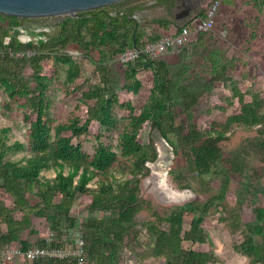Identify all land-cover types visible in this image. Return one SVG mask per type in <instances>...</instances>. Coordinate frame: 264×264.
Instances as JSON below:
<instances>
[{"label":"rangeland","instance_id":"374dc122","mask_svg":"<svg viewBox=\"0 0 264 264\" xmlns=\"http://www.w3.org/2000/svg\"><path fill=\"white\" fill-rule=\"evenodd\" d=\"M211 1L213 0H202V4L197 6L198 10L193 11V19H197L198 15L204 17ZM219 1L220 5L210 30L201 35L192 32L189 40L180 49H168L154 57L167 64L170 79L175 83L176 99L172 113L176 130L169 134V138L177 144L178 154H173L166 179L174 189L188 192L189 199L179 202L167 200L153 189V181L150 179L152 172L149 168V164L153 162H147L141 173L134 170L136 148L140 145L146 151L149 150V140H152L154 129L150 128L151 118H146V122L137 127L133 116L140 118L144 112L150 111L154 96L153 77L149 70H139L135 80L140 83V88L136 91L125 90L124 85L130 84L124 77L129 63L123 64L118 61V57H111L112 49L109 46L99 47L98 52L86 49L87 53L70 46L62 51L55 48L47 60L41 61L42 71L37 80L41 83V97L44 102L41 123L49 129L48 142L51 147H56L59 139L63 138L68 140L69 146L84 156H92L100 149L112 152L114 159L106 171L109 182L107 184L114 188L116 182L139 180L140 197L157 210L181 205L187 200L203 201L219 190L220 179L210 175L202 179L196 176L191 169L187 146L181 138L193 127L204 134H223L225 138L219 143V147L227 172L232 171L228 162L235 154L242 158L241 165L246 166L244 173L237 171L229 174L225 182V201L203 219L201 228L206 235V243L183 241L182 246L196 251H209L218 258L215 264H252L250 259L238 252L236 246L242 243L243 237L240 229H236L233 220L228 216L234 211L243 228L245 224L253 222L252 209L256 204H264L259 200L262 195H253V191L259 192L263 189L261 184H264V148L259 145L264 141V122L252 125L239 122L243 117L252 114L260 116L264 110V107L250 103L254 94L264 98V6L260 0ZM130 3L142 5L133 15L139 25L141 44L148 39L166 36L174 31V25L187 21H175L163 9L164 6L155 4L154 0L123 1L115 4L114 9H125ZM66 16L68 15L29 18L25 21V26L18 28L20 31L17 39L22 43L32 41L36 38L34 31L40 30L50 35L57 30V25ZM160 18L170 23L167 30L155 24V20ZM40 26L46 28L41 29ZM81 35L84 42L89 39V32L84 27ZM8 41L9 37L3 40L4 44ZM63 54L71 55L72 64L74 62L78 66L76 75L71 61L64 62ZM7 68L12 73V82H0V152L4 162L19 168L25 167L31 157L30 126L37 119V115L30 112L28 95L18 86L25 83L30 90H35L37 81L33 78L34 73L29 64L11 62ZM104 79L107 82L106 89L112 90L115 95L106 106L103 121H92L86 129H82L80 126L85 121L87 106L92 105L94 100L90 94L94 88L102 86L100 82ZM185 87L189 93L199 92L197 103L188 112L183 108V101L187 99L186 92L179 89ZM234 88L244 95L242 103H238L234 96ZM152 145L155 148L153 140ZM48 153L51 155L52 151ZM252 175L261 181L258 180L259 183L256 184ZM39 177L52 180L55 177L53 166L44 167ZM104 178L101 175L95 176L86 186L87 191L90 193L91 190H97ZM186 186L189 188H185ZM89 200V194L76 195L70 213L76 218L77 225L73 229L61 231L60 241L64 245L58 250L67 257L77 256L75 239L82 234L87 219L101 216V213L91 214L88 211ZM0 201L11 207L10 200L1 191ZM222 208L224 211H221ZM12 216L15 220H20L21 214L15 211ZM150 219L144 211L136 216V227L139 230L137 241L124 245L119 253L118 264H165L162 258L141 257L144 251L151 250L153 243V238L144 227V222ZM31 222L36 233L21 230L19 241H26L30 248L38 246L40 238H46L49 242L53 239L54 235L46 227L43 218L33 216ZM188 228V221H185L183 229ZM0 231H6L1 217ZM254 238L259 241V237ZM19 241L0 247V264H32L19 256L12 263L4 261L2 251L21 248Z\"/></svg>","mask_w":264,"mask_h":264},{"label":"trees","instance_id":"16d2710c","mask_svg":"<svg viewBox=\"0 0 264 264\" xmlns=\"http://www.w3.org/2000/svg\"><path fill=\"white\" fill-rule=\"evenodd\" d=\"M125 1L129 2V0ZM260 3L264 6V0H260ZM156 4L164 5L166 10H169L174 6V0H157ZM114 7H116L115 4L81 12L76 17L66 16L64 21L57 25V30L50 35L43 30L38 32L33 30L36 38L27 43L20 42L17 35L20 31L18 28L25 26L24 23L29 18L0 15V52H2L0 82L11 84L12 73L7 68L11 62L29 64L34 73L33 78L37 81L42 71L41 61L47 60L55 48L62 51L70 46L77 50H85L87 53L86 49L98 52L99 47L109 46L112 49L111 57L114 58L128 48L140 49L145 43L158 39L157 37L148 39L143 44L140 42L139 25L133 15L142 7L141 4L130 3L125 9H114ZM202 17L203 15H198L197 19ZM197 19L174 25L173 33L177 34L183 27L191 26L190 24ZM155 24L164 30H167L170 25L161 18L155 20ZM43 27L46 28V26H40L41 29H44ZM83 27L89 32V39L86 42L81 35ZM5 37H9L7 44L3 42ZM44 51L48 52L44 53ZM63 58L64 62L71 61L76 75L79 70L74 62L72 64L71 55L63 54ZM139 70L151 72L154 96L150 111L144 112L140 118L133 116L134 121L137 122V127H140L146 122V118H151L150 128L158 129L161 136L172 147L174 156H177L178 146L169 138V134L176 130L172 113L176 95L174 94L175 83L170 79L168 66L164 61L141 55L134 63L127 64L124 77L130 84L124 85L125 90L136 91L140 88V83L135 80ZM106 83L105 79L102 80L100 82L102 86H97L90 94L94 100L92 105L87 106L85 121L80 126L82 129H86L92 121H103L106 106L115 95L112 90L106 89ZM18 87L24 91L25 95H28L30 112L36 114L37 119L30 126L32 154L25 167L17 168L9 165L3 161L0 152V191L11 203V207H8L0 201V217L6 226L4 233L0 231V247L19 241L21 230L36 233L31 222L34 216L43 218L46 227L54 235L50 242L46 238H40L38 246L63 248L64 242L60 241L61 231L73 229L77 225L76 218L70 213L73 201L77 194H89L88 211L91 214L101 213V216L89 218L83 225L81 236L84 241V264H118L119 253L124 245L127 242L137 241L139 230L136 227V216L143 211L151 218L144 222V227L153 238V243L151 250L143 252L142 258H162L165 264H215L218 262V258L209 251L184 248L182 242L206 243V235L201 228L203 219L211 213L212 209H216L225 201V182L229 174L237 171L244 173L246 166L241 165L242 158L235 154L228 162L232 171L227 172L219 147V143L225 138L223 134H204L193 127L181 138L187 146L191 169L196 176L202 179L210 175L212 178L220 179L219 190L203 201L187 200L181 205L157 210L150 202L140 197L139 180L116 182L114 188L107 184L109 182L106 171L114 159V154L109 150L100 149L92 156H84L77 149L69 146L68 140L63 138L59 139L56 147H51L48 142L49 129L41 123L44 103L41 97V83L36 82L37 95L35 90H30L25 83L19 84ZM179 89L183 93L186 92L187 99L183 101V108L188 112L197 103L199 92L189 93L187 87ZM234 96L238 103L244 101V95L236 88H234ZM250 103L262 108L264 98L254 94L251 96ZM241 120L239 121L241 123L261 124L264 122V110L260 116L256 117L252 114ZM149 141V150L146 151L145 147L140 145L136 148L134 170L138 173L142 172L147 162H154L157 158L152 140ZM259 145L264 148V141H261ZM48 151H52L51 155ZM50 165L54 168L55 177L52 180L39 177L41 170ZM97 175L105 178L100 181V187L97 190H91L89 193L86 186ZM252 178H255L257 184L258 177L252 175ZM255 192L257 191H253L254 194ZM15 211L21 214L20 220H15L12 216ZM221 211H224V208ZM252 213L253 222L245 224L243 228L234 211L230 212L228 218L231 217L236 229H240L243 237L242 243L236 246L238 252L250 259L252 264H264V207L256 204ZM185 221H188V230L183 229ZM254 237H259V241L257 242ZM19 243L23 251L29 248L26 241L20 240ZM31 263L76 264V257L70 256L63 259L44 257L33 260Z\"/></svg>","mask_w":264,"mask_h":264},{"label":"built area","instance_id":"2783aa9c","mask_svg":"<svg viewBox=\"0 0 264 264\" xmlns=\"http://www.w3.org/2000/svg\"><path fill=\"white\" fill-rule=\"evenodd\" d=\"M220 5L219 0H213L206 8L205 16L201 19L194 20L190 27H183L180 32L174 34L173 32L163 36L153 42H147L142 48H129L124 52L120 53L118 56V61L123 64L135 62L141 55H146L148 57L154 58L161 53H164L168 49L178 50L185 45L186 41L189 40L192 32L196 34L205 33L210 30L214 24L215 17ZM191 28V31H190ZM28 40L27 42H29ZM25 42V43H27ZM8 43V42H6ZM83 238L79 235L75 239L76 248V264H84L85 254L83 249ZM4 261L7 263H12L14 259L19 256L21 259L27 262H32L38 258L52 257L63 259L67 256L58 249H50L48 247L33 246L25 251L21 248H13L12 250L2 251Z\"/></svg>","mask_w":264,"mask_h":264},{"label":"water","instance_id":"95a60500","mask_svg":"<svg viewBox=\"0 0 264 264\" xmlns=\"http://www.w3.org/2000/svg\"><path fill=\"white\" fill-rule=\"evenodd\" d=\"M122 1L125 0H0V15L17 18H48L62 15L76 17L78 13L111 6ZM184 1L187 0H174V5L177 8L182 7L184 9L183 17L186 18L187 21L192 20L195 16H192L191 13L197 9L198 0H195L196 4H191L189 6L185 4ZM188 2H192V0H188ZM151 138L155 143L157 152V158L154 162L158 161L160 158L164 159V161L167 159L172 161L173 149L161 136L158 129L153 130ZM163 144L168 146L171 155L168 157L170 158H168L166 154L160 156L158 145ZM166 199L173 200L170 198Z\"/></svg>","mask_w":264,"mask_h":264},{"label":"flooded vegetation","instance_id":"af4514ba","mask_svg":"<svg viewBox=\"0 0 264 264\" xmlns=\"http://www.w3.org/2000/svg\"><path fill=\"white\" fill-rule=\"evenodd\" d=\"M154 3L156 4L157 0L156 1L154 0ZM184 3L189 6L191 4L192 5L196 4V1L192 0V2H188V0H187V1H184ZM197 4L201 5L202 0H198ZM164 7H163V9L166 10ZM166 11L169 14H171V16H173L174 19H176L175 21H177V22H183L184 20H186V18L183 17L184 9L182 7L177 8L174 5L169 10H166ZM191 14H192V16H194L195 13L192 12ZM159 147L160 148L158 149V152H159L160 156H164L165 154L167 155V157L171 156L168 147L162 148L161 145ZM168 158H170V157H168ZM170 164H171L170 160L167 159L166 161H164V159H162V158H160L156 162L149 164L151 172H152L151 179H152L153 183H151V184L154 185L153 189L157 190V192H160V194H162V197L164 196L165 198H168V199L170 198V199L176 200L177 202L185 201L186 199L190 198V195L187 194L188 192L179 191L177 189H174L168 183V180L166 179L167 178L166 172H168Z\"/></svg>","mask_w":264,"mask_h":264},{"label":"crops","instance_id":"0c3cea01","mask_svg":"<svg viewBox=\"0 0 264 264\" xmlns=\"http://www.w3.org/2000/svg\"><path fill=\"white\" fill-rule=\"evenodd\" d=\"M259 180H260V179H259ZM260 181H261V180H260ZM258 183H259V182L257 181V184H258ZM261 186H263V187H262L263 189H262V190L260 189L259 192L257 191V192H255V194H254V193H253V194H254V196H255V195H258V196H259V194H260V196L262 195L261 198H259V200H260V202H263V203H264V184H261ZM256 202H257V201H256ZM262 205H263V207H264V204H262Z\"/></svg>","mask_w":264,"mask_h":264},{"label":"bare ground","instance_id":"6f19581e","mask_svg":"<svg viewBox=\"0 0 264 264\" xmlns=\"http://www.w3.org/2000/svg\"><path fill=\"white\" fill-rule=\"evenodd\" d=\"M159 146H160V145H158V149L160 148ZM161 146H162V148H166V147H168V146H166V145H164V144L161 145Z\"/></svg>","mask_w":264,"mask_h":264}]
</instances>
